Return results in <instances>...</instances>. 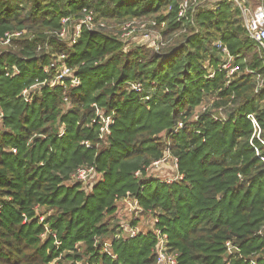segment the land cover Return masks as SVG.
Masks as SVG:
<instances>
[{
  "label": "trees",
  "instance_id": "1",
  "mask_svg": "<svg viewBox=\"0 0 264 264\" xmlns=\"http://www.w3.org/2000/svg\"><path fill=\"white\" fill-rule=\"evenodd\" d=\"M181 1L0 0V264H156V234L113 238L128 193L159 218L178 264H264V143L247 118L256 115L264 141V86L255 93L264 50L232 1L187 19ZM85 14L108 26L166 22L165 45L125 51L107 28L84 27L75 44L58 38L64 17ZM7 33L20 34L2 46ZM217 40L240 68L228 86L223 72L209 78ZM59 66L81 84L38 86L27 102L24 89L51 82ZM220 106L225 120L214 118ZM166 152L184 174L173 184L147 172ZM81 167H95L97 180L73 181Z\"/></svg>",
  "mask_w": 264,
  "mask_h": 264
},
{
  "label": "built area",
  "instance_id": "2",
  "mask_svg": "<svg viewBox=\"0 0 264 264\" xmlns=\"http://www.w3.org/2000/svg\"><path fill=\"white\" fill-rule=\"evenodd\" d=\"M220 0H182L179 5V18H188V11L196 6L205 5L213 3V9H218L219 6L217 3ZM234 5L240 8L245 27L247 29L250 39L255 42L260 48L264 50V0H230ZM216 4V5H215ZM63 28L60 32L57 33L59 39L64 42L75 44L79 37L81 36L82 28L86 27L91 31H96L98 29L107 28L112 29L113 27L108 26L104 21H96L95 17L91 14H85L82 17L74 18L72 16H66L62 19ZM119 25V31L121 28V33L117 32L119 40L123 43V48L125 51L133 48L136 45H146L147 47L154 48L159 51L161 46H164L165 43L162 39V34L159 28H164L166 22H159L155 19L150 20H140L133 19L128 20ZM116 25V27H117ZM136 32L141 33L138 43H132V37ZM20 33H7L6 38L1 42L3 45H9L11 43V38L13 36H18ZM214 47L220 53L221 59L218 66L210 71L209 78H214L216 73L223 72L226 77V85L228 86L232 79L240 73V68L235 63L236 56L231 52L228 45L222 40H217L214 42ZM41 49V48H39ZM64 56L58 58L61 61ZM14 73L18 74L19 69L14 66ZM47 72L48 70L45 69ZM249 73L253 72L252 70L248 71ZM66 82L72 87L79 86L81 84V79L79 76L74 74L71 70L59 66L56 68L55 76L52 81H43L41 84H36L31 88L24 89L23 95L27 102L32 101V92L34 88H37L41 85H50L52 87L56 85H65ZM264 86V78L261 75H257V84L255 88V93H258L260 89ZM131 87L134 90L141 91L142 86L140 84H131ZM149 98V97H147ZM214 95L209 96L206 102L202 103L200 106L201 112H205L213 107ZM97 116L101 118V132H109L110 128V117L104 116L102 111L95 105ZM219 113L214 116L215 120H225L227 115L223 111V107L220 106L218 109ZM4 113L2 106L0 104V119H2ZM199 116L196 115L195 119H198ZM247 118L252 122L254 126L255 133L254 135L261 139V126L256 118L254 113H248ZM96 121V120H95ZM184 124L181 123L177 126V129L174 132H177L180 128H183ZM88 145V141L86 142ZM259 154V153H258ZM147 172L153 177H158L160 180L173 184L176 181L184 179V174L181 173L178 159L173 158L167 152L164 158L153 162L148 168ZM142 173L139 171L136 172V176L139 177ZM73 181H80L84 183H92L97 180V171L95 167H81L73 174ZM122 208V217L119 221V232L113 237L114 239L128 240L135 238L141 234H148L152 232L157 235V245H156V264H178L177 254L173 253L167 243V235L163 233L159 224V218L152 216L150 212H146L140 205L137 199H133L130 194L120 200ZM145 215L147 219H151V223L147 224L148 226L142 227L140 223L141 217ZM137 222L133 224L132 222ZM52 236L55 237V244L60 245L55 234L52 233ZM111 242L105 241L101 244L103 251H111ZM228 252L233 253L234 245L228 241L226 243ZM54 264V263H53Z\"/></svg>",
  "mask_w": 264,
  "mask_h": 264
},
{
  "label": "rangeland",
  "instance_id": "3",
  "mask_svg": "<svg viewBox=\"0 0 264 264\" xmlns=\"http://www.w3.org/2000/svg\"><path fill=\"white\" fill-rule=\"evenodd\" d=\"M111 27H113L111 30H116V32L119 31V25H117V27H116V24H113ZM98 30H101V29H98ZM119 33H121V28H120ZM139 37H141V33H140V32H136V33L134 34V36L132 37L131 42L134 43V44H136V42L138 43V41H139ZM162 39H163V38H162ZM1 45H2V46H6V45H3V44H1ZM143 46H146V45H143ZM146 47H147V46H146ZM101 111H102V109H101ZM102 112H103V111H102ZM140 221L143 222V223H140L142 227H144V226H148L147 224L151 223V219H147L145 215H143V216L141 217Z\"/></svg>",
  "mask_w": 264,
  "mask_h": 264
},
{
  "label": "water",
  "instance_id": "4",
  "mask_svg": "<svg viewBox=\"0 0 264 264\" xmlns=\"http://www.w3.org/2000/svg\"><path fill=\"white\" fill-rule=\"evenodd\" d=\"M251 1H256V0H251ZM165 155H167V152L165 153Z\"/></svg>",
  "mask_w": 264,
  "mask_h": 264
}]
</instances>
